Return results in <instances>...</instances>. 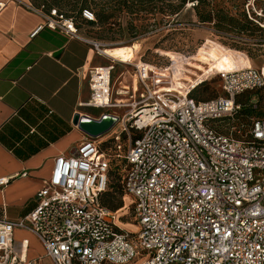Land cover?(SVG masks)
<instances>
[{"label":"built area","instance_id":"built-area-1","mask_svg":"<svg viewBox=\"0 0 264 264\" xmlns=\"http://www.w3.org/2000/svg\"><path fill=\"white\" fill-rule=\"evenodd\" d=\"M258 2L264 0H247L251 20L264 17ZM35 11L45 27L80 37L74 19L58 9ZM82 17L96 21L87 9ZM131 62L124 63L133 68L132 94L128 87L114 92V65L96 67L88 106L115 111L108 114L121 129L110 131L114 158L125 161L122 185L137 230L102 205L113 156L87 136L73 154L56 159L33 211L15 221L0 217V264H37L17 249L18 229L33 233L54 264H264V116L236 123L246 106L241 97L264 92V65L213 72L195 61L208 77L191 81L188 64L175 78L172 60L168 67ZM215 76L222 79L220 96H191ZM125 94L128 100L114 98ZM249 104L258 109L260 99ZM21 246L27 250L28 241Z\"/></svg>","mask_w":264,"mask_h":264},{"label":"crops","instance_id":"crops-1","mask_svg":"<svg viewBox=\"0 0 264 264\" xmlns=\"http://www.w3.org/2000/svg\"><path fill=\"white\" fill-rule=\"evenodd\" d=\"M35 9L30 0H0V217L11 221L34 210L56 159L73 154L87 138L74 125L75 116L100 119L115 112L88 106L91 70L114 65V92L128 87L131 95L135 89L133 68L124 63L138 62L131 46L102 45L100 53L81 35L72 38L45 27ZM14 237L29 260L54 264L33 233L18 229Z\"/></svg>","mask_w":264,"mask_h":264},{"label":"rangeland","instance_id":"rangeland-1","mask_svg":"<svg viewBox=\"0 0 264 264\" xmlns=\"http://www.w3.org/2000/svg\"><path fill=\"white\" fill-rule=\"evenodd\" d=\"M30 1L36 8L44 6L47 10L53 7L67 18L74 19L78 34L103 45V49L131 46L136 56L135 61L159 67L170 66L172 60L174 66L168 72L175 78L181 75L182 70L178 69L187 64L192 68L189 69L192 78L186 77L188 80H194V76L198 77V80L207 78L208 72L198 62L209 65L213 72L264 65V33L242 29L247 25L244 16L252 22L251 27L264 29V17L253 20L247 17V0ZM83 3L95 16L97 13L105 14L109 18L107 24L102 25L96 20L92 25L82 15L80 16L78 12ZM255 6L264 11V2H258ZM208 13H212L213 22H202L201 17ZM224 15L239 20L241 30L239 27L221 22L219 18ZM205 40L207 43L202 45ZM239 51L247 53L249 57L243 58ZM121 70L118 68L116 72ZM199 70L205 71L204 75L201 76ZM221 85L222 79L215 76L196 89L194 96L198 100L214 99L221 95ZM252 98L260 99L258 112L262 114L260 117H263L264 92L258 90V94ZM241 99L245 100V97L242 96ZM236 123L239 125L238 121ZM120 130L114 129V132L119 133ZM111 137L112 133H108L95 138L109 155H112V151L104 143ZM120 161L116 159L114 165L120 164ZM120 173L123 174L121 168ZM113 174L112 171L111 175ZM109 193L111 192L104 196V201L107 200ZM114 204L123 205L124 200L118 195ZM131 204V200L125 198V208L119 212V216L122 217L120 219L122 226L134 233L137 228L133 211L129 209Z\"/></svg>","mask_w":264,"mask_h":264},{"label":"trees","instance_id":"trees-1","mask_svg":"<svg viewBox=\"0 0 264 264\" xmlns=\"http://www.w3.org/2000/svg\"><path fill=\"white\" fill-rule=\"evenodd\" d=\"M52 8L53 7H50L49 9H52ZM85 9H86L85 8V4L83 3L82 6L79 8V12H78L80 16L82 15V13H83V11ZM95 17H96L97 22H99L102 25L107 24L108 19H109L103 13H97ZM244 19H245L247 25H246V27L245 26L242 27V29L248 30L250 32L257 31V32L264 33V29L263 28H259V27H254L253 28V27L250 26L252 24V22L249 21L245 16H244ZM201 20L204 23H210V22H213L214 19L212 17V13H208L206 16L201 17ZM219 20L221 22H223V23H226L227 25H233L235 27H239L238 29H240V25H241L240 21L235 19V18H233V17L229 18V17L224 15V16L220 17ZM90 24L94 25L95 22H90ZM256 94H258V90L257 91L248 92V93L244 94V96H243V97H245V100H243V99L240 100L246 106L243 108V110L237 116V121H238L239 125H243V124L250 125L251 124V120L253 118H258V117H260L262 115L260 112H258V109L252 108L250 106V104H249V100L251 99V97L255 96ZM191 96L193 98H195L194 92H193V94ZM196 100H198V99H196ZM198 101H203V100H198ZM104 144H107L110 147V149L112 151V155L111 156H113V158H112V161H111V169H110V173H109V187H108L107 191L102 195L101 203H102V205L105 208H107V209H109L111 211L119 213L122 209L125 208L126 195H125V192H124V189H123V185H122L123 174L120 173V168L123 171V168H124V165H125V161L120 159L121 160L120 164L117 163V165H114L115 162H116V158H114V155L116 153H115L114 139L113 138H111L110 140L106 141ZM101 147H102V145H101ZM102 150H103V148H102ZM103 151H105V150H103ZM112 171L114 173L113 176L111 175ZM108 192H111V193L108 194V198H107V200H106L107 202H106V201H104V196ZM118 195L124 200V204L123 205L122 204H120V205L114 204V202L118 198ZM130 208L132 209L133 215H134V205L131 204L129 209ZM121 218L122 217L120 216V219Z\"/></svg>","mask_w":264,"mask_h":264},{"label":"water","instance_id":"water-1","mask_svg":"<svg viewBox=\"0 0 264 264\" xmlns=\"http://www.w3.org/2000/svg\"><path fill=\"white\" fill-rule=\"evenodd\" d=\"M114 123L115 120L108 114L103 115L100 119L80 115H76L74 118V125L91 138H99L109 133Z\"/></svg>","mask_w":264,"mask_h":264},{"label":"bare ground","instance_id":"bare-ground-1","mask_svg":"<svg viewBox=\"0 0 264 264\" xmlns=\"http://www.w3.org/2000/svg\"><path fill=\"white\" fill-rule=\"evenodd\" d=\"M231 70H233V69H231ZM231 70H220L219 72H222V71H231Z\"/></svg>","mask_w":264,"mask_h":264}]
</instances>
